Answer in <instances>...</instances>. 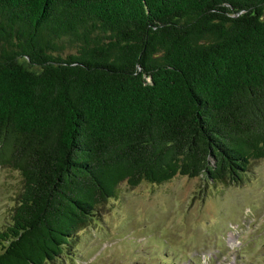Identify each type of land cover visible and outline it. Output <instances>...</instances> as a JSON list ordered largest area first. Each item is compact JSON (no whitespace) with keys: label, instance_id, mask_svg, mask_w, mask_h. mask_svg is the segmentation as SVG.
Segmentation results:
<instances>
[{"label":"trees","instance_id":"16d2710c","mask_svg":"<svg viewBox=\"0 0 264 264\" xmlns=\"http://www.w3.org/2000/svg\"><path fill=\"white\" fill-rule=\"evenodd\" d=\"M262 158L264 0H0V264H50L121 182Z\"/></svg>","mask_w":264,"mask_h":264},{"label":"rangeland","instance_id":"374dc122","mask_svg":"<svg viewBox=\"0 0 264 264\" xmlns=\"http://www.w3.org/2000/svg\"><path fill=\"white\" fill-rule=\"evenodd\" d=\"M19 189L18 174L0 167V229ZM50 264H264V158L238 183L121 182Z\"/></svg>","mask_w":264,"mask_h":264}]
</instances>
